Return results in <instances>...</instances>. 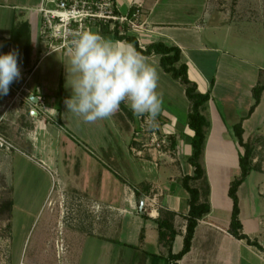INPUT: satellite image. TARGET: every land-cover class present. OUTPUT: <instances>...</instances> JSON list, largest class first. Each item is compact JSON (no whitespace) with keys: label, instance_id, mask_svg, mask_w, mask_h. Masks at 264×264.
<instances>
[{"label":"crops","instance_id":"obj_1","mask_svg":"<svg viewBox=\"0 0 264 264\" xmlns=\"http://www.w3.org/2000/svg\"><path fill=\"white\" fill-rule=\"evenodd\" d=\"M113 3L115 14L126 16L136 26L120 24L129 27L128 33L136 38L142 50L159 42L176 46L180 62L187 67L188 79L196 84L199 93L209 91L206 106L210 113L205 114V108L202 113L209 122L203 165L209 184L210 211L198 222L191 249L178 264H264V219L259 212L243 216L239 196L243 182L237 189L241 233L256 244L249 245L229 232L232 201L228 188L240 174L238 155L242 150L225 127V122L236 123L232 116L246 117L253 104L251 90L260 82L259 62L244 59L229 47L235 44L233 28L243 20L245 25L252 24L251 19L264 20V7H257L264 0H235L228 13L221 12L213 0H114ZM42 4L43 0H0V53L17 50L21 69V78L9 86L16 98L0 96V134L19 147L42 154L44 163L58 173L62 171L59 177L62 184L54 202L61 215L77 211L79 223L78 232L69 230L61 243L54 241L61 249L59 253L52 254L50 241L40 259H31L26 264H39V260L42 264H171L167 260L168 248L158 239L156 219L164 212L174 214L176 235L170 249L172 254L178 253L183 246L189 209V196L180 179L193 174L187 162L191 132L186 126L189 101L184 88L162 70L160 55H143L159 77L157 91L162 107L155 126L144 125L141 118L146 117L134 116L124 103L111 117L84 123L66 109L64 101L71 94L65 67L70 50H47L40 34L38 9ZM91 31L100 33L97 27ZM101 35L119 41L112 34ZM67 79L71 80V76ZM38 103L43 104L41 118L35 109ZM263 104L264 91L253 113L242 121L243 138L259 128L260 119L255 117L261 113ZM25 107L29 109L28 115L24 114ZM150 128L166 136L160 149L150 144ZM131 131L142 132L133 146L146 145L138 157L129 153L133 146L127 133ZM39 134L41 145L37 144ZM168 136L175 137L174 146ZM118 145H123L132 159L118 157L117 163ZM53 146L58 150L57 156L51 149ZM101 150L126 176L101 162ZM130 168L135 178L132 182L127 177ZM70 186L74 195L68 192ZM263 188L264 181L260 178L251 190L258 203V198L264 196Z\"/></svg>","mask_w":264,"mask_h":264},{"label":"rangeland","instance_id":"obj_2","mask_svg":"<svg viewBox=\"0 0 264 264\" xmlns=\"http://www.w3.org/2000/svg\"><path fill=\"white\" fill-rule=\"evenodd\" d=\"M213 1L217 3L221 12L228 13L232 9L235 0ZM257 7L262 9L264 4H257ZM251 20L249 22H253L252 24L245 25L246 22L244 20L236 24V27L233 28L236 33L235 44L229 47L234 48L235 50L233 51L240 57L249 59L253 63L259 62L261 67L259 81L264 84V20ZM111 23V21L98 20L89 24L88 27H91V29L97 27L100 31L102 25H111ZM218 89L221 91L222 87L220 86ZM7 95L13 98L15 91L9 87ZM214 103L220 110L218 102L215 100ZM35 109L39 112V118L44 117L43 104L38 103ZM28 110L25 107L24 114L28 115ZM260 110L261 113L255 117V120L260 119L259 128L248 136H244L243 140H249L253 144V162L257 167V171L264 174V104ZM204 111L207 115L210 113L207 106ZM243 117L232 116L231 119L236 120L237 123ZM224 118H226L225 116H223V120L226 121ZM14 120L19 119L14 118ZM233 125L225 122V127L232 137ZM15 130L16 127H14V132ZM8 131L11 134L13 133L12 129ZM135 133L132 131L127 133L129 137L127 140L130 141L132 146L134 143L139 142L137 140H139L142 132ZM15 135H19V133L16 132ZM37 139L39 140L37 144L41 145V134H39ZM123 147V145H118L117 149H115L117 163H120L118 157L132 159V157L127 155ZM133 147L137 149V147ZM51 149L55 151L57 156L58 150L55 146ZM110 151L112 152V150ZM103 152L105 151L101 150L100 157L103 158L101 162L110 165L117 173L121 172L126 176V172L119 170L115 164L109 162L108 155L106 153L104 155ZM129 153L131 156H140L132 152L131 149H129ZM58 157L61 156L59 155ZM57 168L58 170L62 169L60 160ZM61 174L62 171L58 173L54 170V167L44 163L42 154L32 153L30 148L19 147L16 143L0 134V264H26L31 259H40V256H43L45 251L48 250L50 241H52L50 249L53 251L52 254L55 255L61 249L54 245V241L57 240V243H61L60 240L63 241L68 236L67 232L69 230L74 229L72 230L73 232L76 230V227H78L77 223H79L77 211L62 213L61 215L58 206L54 202L57 200L58 189L62 184L61 178H59ZM131 174L132 169L130 168L127 173L129 182L135 179L133 177L134 174ZM260 178L264 181V175L261 176L257 172H252L250 178L243 181L239 196L244 217L251 216L252 212L255 214L259 212L262 219H264V196L258 198V203L257 200L252 198L251 194V190L255 189L256 181L258 182ZM72 188V186L68 188L70 195L75 194ZM9 201L12 202L10 207L7 206ZM53 202L54 204L52 205ZM50 206H52L51 210ZM72 206H74L73 203ZM38 263L42 264L44 262L39 260Z\"/></svg>","mask_w":264,"mask_h":264},{"label":"clouds","instance_id":"obj_3","mask_svg":"<svg viewBox=\"0 0 264 264\" xmlns=\"http://www.w3.org/2000/svg\"><path fill=\"white\" fill-rule=\"evenodd\" d=\"M18 60L17 50L0 53V96L21 78ZM65 67L71 89L66 109L84 123L107 119L124 103L134 116L146 117L145 123L155 126L162 107L158 72L132 45L91 30L76 32Z\"/></svg>","mask_w":264,"mask_h":264},{"label":"trees","instance_id":"obj_4","mask_svg":"<svg viewBox=\"0 0 264 264\" xmlns=\"http://www.w3.org/2000/svg\"><path fill=\"white\" fill-rule=\"evenodd\" d=\"M114 13H116L115 10ZM100 34H112L116 40H124L127 43L132 44L133 47H135L142 55L148 56L152 53L160 55V67L166 74H169L172 79L178 81L183 86L185 96L189 101V112L186 118V126L191 132V153L187 162L193 168V174L184 175L180 179V185L186 190L189 196V209L185 216L186 226L185 234L183 236V246L178 253L172 254L170 249L172 241L176 235V231L173 228L174 214L164 212L156 219L158 239L168 248L167 260L171 264H178V261L181 260L191 249L194 231L198 222L202 220L210 211V205L207 200V196L209 194V184L203 165V152L208 134L209 122L202 113L210 99L209 91L199 93L197 91L196 84L188 79L187 67L184 63L180 62L181 54L180 50L176 46L166 45L159 42L150 44L142 50L139 47L136 38L128 33V27L126 28V26L123 25L120 26V23L117 21L113 22L112 27H110V24L102 25L100 27ZM263 91L264 84L260 82L252 88L251 94L253 104L250 106L246 117L250 116L259 104L260 96ZM245 118H242L239 122L232 126L236 144L242 149V151L238 155L240 174L229 183L228 188V196L232 201L229 232L236 239L245 240L249 245L255 246L256 243L254 241H251L246 235L241 233V224L238 218L239 207L237 189L250 172L257 171V167L253 162L254 146L249 140H243L242 121ZM168 139L171 142V146H174L175 137L168 136ZM11 205V201L7 202V206L10 207ZM142 237L143 231L140 233L141 240Z\"/></svg>","mask_w":264,"mask_h":264},{"label":"built area","instance_id":"obj_5","mask_svg":"<svg viewBox=\"0 0 264 264\" xmlns=\"http://www.w3.org/2000/svg\"><path fill=\"white\" fill-rule=\"evenodd\" d=\"M114 10L115 5L112 0H43L38 12L41 16L40 34L47 50H70L72 34L91 30L89 24L98 20L128 23L130 27H136L127 20L126 16H118ZM37 100L41 101L40 97H37ZM141 120L146 125V118ZM148 133L152 147L160 149L165 144L166 136L159 135L151 128ZM145 146L142 144L141 148L132 147L131 150L140 155Z\"/></svg>","mask_w":264,"mask_h":264},{"label":"water","instance_id":"obj_6","mask_svg":"<svg viewBox=\"0 0 264 264\" xmlns=\"http://www.w3.org/2000/svg\"><path fill=\"white\" fill-rule=\"evenodd\" d=\"M30 98L33 99L32 96H30Z\"/></svg>","mask_w":264,"mask_h":264}]
</instances>
